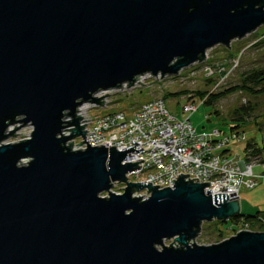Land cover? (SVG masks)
I'll return each instance as SVG.
<instances>
[{"label":"water","instance_id":"1","mask_svg":"<svg viewBox=\"0 0 264 264\" xmlns=\"http://www.w3.org/2000/svg\"><path fill=\"white\" fill-rule=\"evenodd\" d=\"M262 26L264 0H0V143L34 128L0 147V264H264V232L194 242L204 223L242 214L239 197L213 199L190 175L173 189L128 183L143 161L123 162L143 149L69 143L89 125L78 107L110 96L97 93L177 76Z\"/></svg>","mask_w":264,"mask_h":264},{"label":"built area","instance_id":"2","mask_svg":"<svg viewBox=\"0 0 264 264\" xmlns=\"http://www.w3.org/2000/svg\"><path fill=\"white\" fill-rule=\"evenodd\" d=\"M159 77L162 76L154 77L152 74H145L138 77L135 83ZM135 83L129 88L137 85ZM128 85L129 83L123 84V89L116 88L97 93L94 96L97 99L110 94L109 97L100 100V102L105 101L104 106L86 103L78 107L77 117L82 118L80 126L89 125L84 127V132L87 131L85 139L84 137H75L69 141V143L74 142V151L88 149L87 144L76 146L85 140L91 147L104 145L109 151L112 147H116L119 152L127 151L133 147L135 151L143 149L138 154L127 153L123 164L143 161L138 164L140 168L127 175V181L134 184H149L151 182L153 187L160 186L158 187L160 190L173 189L180 174L190 175L185 178L187 182L199 179L193 182L197 184L210 183L205 191L210 190L213 199L214 195L222 194L229 196V200H235L237 197L240 198L243 188L253 189L258 185V181L263 175H255L254 167H259L260 163L258 161L248 162L245 158L241 160L238 156L233 155L232 151L226 150L231 138L246 142L245 135L232 133L231 136L225 137L220 130L198 134L190 120V116L198 111V105H185L183 112L190 116L183 120L172 115L163 99L145 103L131 118H128L125 112L104 116L91 115V111L95 108H109L114 105L117 100L114 94L119 95V92L122 94ZM83 107L86 109L80 111ZM67 121H72V118H68ZM70 129H74V127L65 130ZM65 130L63 134L70 136L71 132ZM135 143L138 144L136 147ZM113 186V188L119 186L122 193L119 192L117 195H122L128 185L127 183H114ZM147 192L149 191H136L134 197L144 196L142 200L147 201L151 197V193L147 194ZM261 225L264 230V220ZM237 230V233L253 231L248 224L243 222L237 226Z\"/></svg>","mask_w":264,"mask_h":264},{"label":"rangeland","instance_id":"3","mask_svg":"<svg viewBox=\"0 0 264 264\" xmlns=\"http://www.w3.org/2000/svg\"><path fill=\"white\" fill-rule=\"evenodd\" d=\"M250 69H264V26L247 35L244 39L233 41L230 49L217 46L209 50L203 62L193 64L177 76L151 78L135 83L137 84L135 85L137 86L136 88H134L135 86L132 88L126 87L124 92H121L122 94L120 92L118 93L119 95L114 94V97L117 99L114 105L109 108H95L91 111V115L104 116L117 112H125L127 117L131 118L145 103L155 99H163L166 94L182 91H204L217 94L237 85L241 81V74ZM187 99L188 97L184 96L183 98H169L167 100V107L175 118L183 120L190 116V114H184L183 112ZM196 104L199 106V109L190 116V120L198 134L221 130L225 137L231 136V123L229 122L234 111L244 106L253 107L254 111L251 119H249L250 121L240 128L246 137V142L241 139L231 138L228 148L232 151L233 155L243 160L248 140L254 138L259 145L263 146L264 133L259 131L255 121L264 123V97L256 98L243 93H236L220 100L215 107L201 104L199 99L196 101ZM215 110L220 113L219 117L215 114ZM22 125L24 124L14 123L8 128L6 135L13 131L15 127ZM261 129L264 131V124ZM33 131L34 128L31 124L25 125L15 132L16 135L20 136L8 137L0 143V147L28 140L31 138ZM25 163H28V161H25ZM263 171L262 167L255 166V175H263L259 179L258 185L253 189L243 188L241 190L240 206L241 213L244 215L254 216L258 212L264 214ZM111 192L115 194L122 193L119 190V186L113 188ZM101 197H108V194L103 193ZM228 228V225L223 226L216 222V220L211 223H204L201 233L194 242L199 246L218 244V242H222L237 234ZM218 230H223L222 236L219 235ZM253 232H264V230ZM194 242L191 244H194ZM165 245L170 247L171 245H175V243L174 241H166ZM158 250H162V248L158 247Z\"/></svg>","mask_w":264,"mask_h":264},{"label":"trees","instance_id":"4","mask_svg":"<svg viewBox=\"0 0 264 264\" xmlns=\"http://www.w3.org/2000/svg\"><path fill=\"white\" fill-rule=\"evenodd\" d=\"M236 93H243L252 97H264V69H250L241 74V81L222 92L219 93H211V92H204V91H182L179 93H171L166 94L163 97V100L166 101L169 98H183L187 96V104L186 105H197L196 101L199 99L201 104L213 106L222 99H225L233 94ZM254 108L249 107H242L234 111L233 116L229 123H231V134L232 133H239L243 135V131L240 130L241 126L245 125L249 119H251L253 114ZM215 114L219 117L220 113L215 110ZM256 126L260 132L264 133L261 129L264 123H260L255 121ZM221 131V130H220ZM222 132V131H221ZM223 133V132H222ZM263 146L259 145L258 142L252 138L247 141L245 146V160L248 162L258 161L260 163L259 167H264V139L262 140ZM227 151L229 148L226 149ZM264 170V169H263ZM264 172V171H263ZM262 220H264V214L262 212L256 213L254 216L239 214L235 218L229 220L226 223L221 221H216L223 226L228 225L229 230L237 233V226H239L242 222L246 223L250 226L251 230L253 231H261L263 227L261 225ZM227 229V230H228ZM220 236H222L223 230H218ZM220 243V242H218Z\"/></svg>","mask_w":264,"mask_h":264},{"label":"bare ground","instance_id":"5","mask_svg":"<svg viewBox=\"0 0 264 264\" xmlns=\"http://www.w3.org/2000/svg\"><path fill=\"white\" fill-rule=\"evenodd\" d=\"M85 107H86V106H85ZM85 107L81 108V110H80V111H82L83 109H86ZM92 148H94V147H92Z\"/></svg>","mask_w":264,"mask_h":264}]
</instances>
